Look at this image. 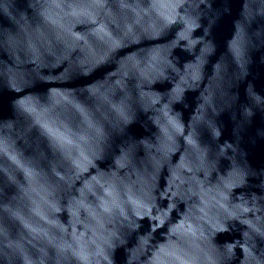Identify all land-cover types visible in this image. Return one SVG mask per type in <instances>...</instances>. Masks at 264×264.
<instances>
[{"label": "water", "instance_id": "1", "mask_svg": "<svg viewBox=\"0 0 264 264\" xmlns=\"http://www.w3.org/2000/svg\"><path fill=\"white\" fill-rule=\"evenodd\" d=\"M0 264H264V0H0Z\"/></svg>", "mask_w": 264, "mask_h": 264}]
</instances>
